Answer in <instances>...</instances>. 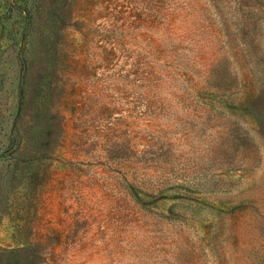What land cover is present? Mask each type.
<instances>
[{
  "label": "rangeland",
  "instance_id": "374dc122",
  "mask_svg": "<svg viewBox=\"0 0 264 264\" xmlns=\"http://www.w3.org/2000/svg\"><path fill=\"white\" fill-rule=\"evenodd\" d=\"M0 264H264V0H0Z\"/></svg>",
  "mask_w": 264,
  "mask_h": 264
},
{
  "label": "trees",
  "instance_id": "16d2710c",
  "mask_svg": "<svg viewBox=\"0 0 264 264\" xmlns=\"http://www.w3.org/2000/svg\"><path fill=\"white\" fill-rule=\"evenodd\" d=\"M59 43L58 41H54V43H52V48H53V56L51 57V61H50V65L48 66V68L52 71V74H58V69H59V57L57 56L58 53V46Z\"/></svg>",
  "mask_w": 264,
  "mask_h": 264
}]
</instances>
